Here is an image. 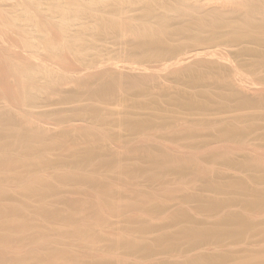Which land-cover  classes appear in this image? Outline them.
Wrapping results in <instances>:
<instances>
[{
  "label": "rangeland",
  "instance_id": "374dc122",
  "mask_svg": "<svg viewBox=\"0 0 264 264\" xmlns=\"http://www.w3.org/2000/svg\"><path fill=\"white\" fill-rule=\"evenodd\" d=\"M27 1L20 2L27 3V8L31 7L32 3ZM244 1L190 0V3H182L181 0H172L174 6L172 5L170 10H159V17H164L169 24L167 26L169 29L165 33V43L160 47L138 49L131 45L134 37L129 34L131 32L129 21L126 22L134 12H129L128 16L126 14L130 8L127 6L129 8L127 10V7H124L121 12L119 11L120 14L117 12L118 22L123 23L121 29L113 33L110 31L111 36L109 31L106 32L110 39L106 35H102L104 39L103 37L100 39L99 36L96 40L93 38L89 48L92 47V43L94 46L87 50L85 60L88 55L89 59L85 61L72 47L65 46L67 50L63 49L58 55L47 48L49 41H55L60 45L65 42L63 34L59 33L60 29L51 21L57 22L54 17L49 18L50 38L47 35L37 40L36 37L33 38L32 29L27 31L29 38L36 39L38 45H41L30 49L25 40V36L27 38L28 36L17 26H12L10 13H7L12 11L18 1L0 0V121L3 127L0 128V140L1 143L6 142L10 149L11 154L7 156L8 158L20 156L28 160L30 154L28 166L22 169L23 182L31 178H41L46 185L48 184L44 185L45 188H53L56 193L40 199L25 192L20 186L21 183L15 184L17 180H12V183L8 184L10 187L6 185L7 183L4 184L5 187L1 189L5 188V191L0 193V211L4 208L3 212H8L11 206L23 211L26 203L31 204V208L28 209L29 212L23 211L28 216L27 221L30 225L27 230L0 229V264L28 262L27 257L31 258V264H56L54 254L57 251L65 253L63 254L67 258V264H114L115 259L120 264L159 262L184 264L195 257L225 253L233 256L228 255L229 257L217 264H264V241L258 238L241 242L227 240L224 243L208 240L186 250L181 245H175L171 250H161L158 257L154 255L156 261L153 257L143 255L139 249L131 252L127 247H120L114 255H109L106 250L111 240L119 237L127 227V230L129 228L132 230H129L130 235L138 241L140 239L142 243L146 240L151 241L160 235L162 230L176 231L178 227L173 225L171 216L180 210L186 212L200 227L212 226L219 219L242 209L241 205L227 203L214 212L200 207L201 203H211V199L226 197L225 194L216 191L215 188L220 187L219 185L225 184L228 180L248 177V172L236 163L248 158L256 171L264 170V63L260 61V55L264 54V41L236 40L226 22L213 21L216 14L222 17L229 15L241 20L248 19L246 9L240 5L243 3L245 5ZM61 2L73 3V0ZM248 3H254L259 13L264 14V0H249ZM131 9L129 11L133 10ZM33 10L36 11L35 15H40L36 16L39 21H42L43 13ZM201 18L207 21L200 26L193 25L192 27L196 29L176 34L189 21L194 23ZM103 21L96 20L94 23L98 22L96 24L98 27ZM105 25L99 26L98 31L105 32L103 31L105 29L101 28H105ZM78 29L81 27L76 26V34H79ZM74 51L78 55L74 54ZM22 65L31 70L29 73L33 74L32 79L21 77L24 75L19 73ZM190 71L199 72L204 77L201 85L195 86L186 81L183 76ZM48 79L53 81L51 85L47 84ZM181 91L198 94L204 106H195L189 110L175 105L174 101L181 96ZM93 106L99 110L90 112ZM120 110L137 112L134 116L135 121H146L145 127L138 133H130V130L121 125L118 117L112 114V111ZM189 122L192 125L188 124ZM230 124H235L246 131L236 138L225 137L221 131ZM6 132L7 134H4ZM42 134L44 140L47 139L49 142L59 140L61 146L50 148L49 151L40 149L35 156L30 151L27 154L28 151H25L27 142ZM23 135H26L25 138ZM90 146L97 148L100 157L84 168L85 172L92 173L95 177L89 181L81 175L84 171L73 167L69 169L71 165L68 162L74 151L82 152ZM147 151H152L155 156L159 155V158L166 161L161 164L162 169L153 166L152 158L146 155ZM228 160L235 163L229 164ZM106 161L109 167L105 165ZM36 163L41 166H37ZM120 166L130 169L131 174L123 175V179L119 178ZM182 166L189 167L183 176L178 170ZM27 169L28 172L25 171ZM59 173L69 174L73 180L59 181L57 178ZM41 179L38 180L42 181ZM209 181H213L214 184L208 185ZM42 200L44 202L41 203ZM113 202H117V207L111 206ZM153 206H159V211L155 209L156 214L152 213L153 219L139 218L146 208L149 210ZM35 209H39V212H35ZM57 210L62 216L54 215ZM68 214L76 215V218L74 216L76 222L74 219L65 220L63 216ZM254 215L258 221L264 222V212ZM140 224L154 226L155 228H152L155 232L143 234ZM37 227L39 228L36 229ZM40 228V232L44 230L47 232L42 233V237H39L37 234L39 231H36ZM74 228H77L79 233L83 231L87 235L86 238L77 235L74 232L77 229Z\"/></svg>",
  "mask_w": 264,
  "mask_h": 264
},
{
  "label": "bare ground",
  "instance_id": "6f19581e",
  "mask_svg": "<svg viewBox=\"0 0 264 264\" xmlns=\"http://www.w3.org/2000/svg\"><path fill=\"white\" fill-rule=\"evenodd\" d=\"M18 2L14 5V8L12 9L11 12L7 11V14L10 16L11 21L13 22L12 26L13 27H18V29H20L21 31H23L24 33L27 34V31H30L32 29V34L34 35L33 38L36 37V39L38 40V38L47 36L50 38V33L48 34V26L51 27L50 23V19L54 17V19H57V22L55 23L53 20H51L55 27H58V29H60L61 34H63V39L65 40V42L63 44H58L55 41H47L48 42V46L47 47L49 50H52L53 53H55L56 55H58V53H61V51L64 49L67 50V48L65 46L72 47V49L76 50L77 53L79 52V56H81V58H83L85 60L89 49L91 50L92 47L94 46V44L92 43V47H90V44L93 40H96V37H103L106 35V37L108 36V33H110V31L113 33V31H119V29H121V23L118 22L117 18H118V14L119 11L123 10L124 7L126 8L127 6L132 10L129 11L130 9L127 7L126 9L128 10L127 14H129V12H134L129 16V19L126 21L128 23L129 21V29H130V33L133 37H134V41L131 42V45H133L134 47L138 48H145V47H160L165 43V33L167 31V29H169L167 26H169V24H167L168 22L164 20V17L161 18L159 17V10H164L168 9L170 10L172 8L173 3H171V1L169 0H73V3H65L63 4L60 0H28L30 3H32L33 9L38 10L39 13L41 14V12L43 13L42 15H44L42 18V21H39V19L37 17H40L35 15L36 11L34 12L33 9H31L30 6H28V8L26 7V0H25V5L24 3L20 2L19 0H17ZM27 1V2H28ZM180 1V0H179ZM182 3H190V0H181ZM193 0H191L192 2ZM222 1V0H221ZM229 1V0H226ZM244 1V0H243ZM246 1V2H245ZM245 5L243 3L240 4L241 8L246 9V12L248 13V19L246 20H241V19H237L234 18L233 16H223L222 15H217L216 17L213 18V21L216 20L219 23L221 22H226V24H228V26L230 27L233 37L236 40H254V41H258V42H263L264 41V14H260L259 10L257 9V7L251 3H248L249 0H245ZM66 2V1H65ZM196 2V1H195ZM209 2V1H207ZM253 2V1H252ZM217 3V2H216ZM205 4V3H204ZM225 4V3H224ZM223 4V5H224ZM228 4V2H227ZM189 5V4H188ZM211 5V4H209ZM208 5V6H209ZM214 5V4H213ZM219 5V3H218ZM235 7V4H233ZM174 6V5H173ZM181 6V5H180ZM207 6V5H206ZM221 6V5H220ZM239 6V5H238ZM30 7V8H29ZM139 7V8H138ZM232 7V6H231ZM230 7V8H231ZM233 7V8H234ZM174 8V7H173ZM190 8V7H189ZM180 9V8H179ZM240 9V7H239ZM242 9V10H243ZM235 10V9H234ZM110 11V12H109ZM120 11V12H121ZM109 12V14L107 13ZM173 12V11H172ZM2 13V11H1ZM35 13V14H34ZM107 13V15H106ZM111 13V14H110ZM126 13V12H125ZM124 13V14H125ZM221 13V12H220ZM3 14V13H2ZM117 14V15H116ZM120 14V13H119ZM37 16V17H36ZM185 16V15H184ZM4 17V16H3ZM120 17V15H119ZM7 19V18H6ZM5 20V19H4ZM47 20V21H46ZM96 20H98L99 22H101V20L103 21V24L101 23V25H105L104 27H101L105 30V32L102 31H98L99 25L97 27V23H94ZM107 23H106V22ZM207 21L204 18H201L200 20H198L197 22L191 23L189 21V23H185L186 25H184L180 31H178L176 34L178 33H182L186 30H190V29H196L195 27H192L193 25H202L204 24V22ZM211 21V20H210ZM9 22V21H8ZM10 22V23H12ZM105 22V24H104ZM122 22V21H121ZM167 22V23H166ZM5 23V21H4ZM49 23V25H48ZM217 23V22H216ZM53 26V24H52ZM76 26L81 27V29H78V33L76 30ZM126 26V25H125ZM9 27V26H8ZM7 27V28H8ZM29 28V30H28ZM53 28V27H52ZM17 29V28H16ZM75 29V30H74ZM19 30V31H20ZM6 31V29H5ZM18 31V32H19ZM54 31V30H53ZM74 31L75 34L73 33ZM109 31V32H108ZM121 31V30H120ZM127 31V30H126ZM15 32V30H14ZM30 32V33H31ZM108 32V33H106ZM9 33V32H8ZM11 33V32H10ZM29 33V32H28ZM52 33V32H51ZM73 33V34H72ZM106 33V34H104ZM126 33V32H124ZM23 34V33H22ZM168 34V33H167ZM32 35V36H33ZM104 35V36H102ZM31 36V34H30ZM111 36V33H110ZM125 36V35H124ZM46 37V38H47ZM109 37V36H108ZM25 40L28 43V47L32 48H36V46L38 47V41H36V39H30L29 36L28 38L25 36ZM45 38V39H46ZM111 37H109L108 39H110ZM22 39V38H21ZM43 39V38H42ZM48 39V38H47ZM99 39V38H98ZM107 39V40H108ZM24 40V39H23ZM52 40V38H51ZM99 41V40H98ZM113 41V40H112ZM40 42V41H39ZM41 43V42H40ZM96 43V42H95ZM249 43V42H248ZM46 44V43H45ZM106 44V43H105ZM43 45V44H42ZM110 45V44H109ZM113 45V43H112ZM127 45V44H126ZM41 46V45H40ZM218 46V45H217ZM51 47V49H50ZM100 48V47H99ZM27 49V47H26ZM71 49V48H70ZM69 49V50H70ZM71 49V51H72ZM105 49V48H104ZM38 50V49H37ZM44 50V49H43ZM32 51V50H31ZM45 51V50H44ZM35 52V51H34ZM37 52V51H36ZM75 52V51H74ZM87 52V53H86ZM126 52V50H125ZM47 53V52H46ZM71 53V52H70ZM76 52L74 54H77ZM86 53V54H85ZM10 54V53H9ZM50 54V53H49ZM52 54V53H51ZM54 55V54H53ZM55 55V56H56ZM78 55V54H77ZM86 55V56H85ZM17 56V55H16ZM78 56V57H79ZM261 56V60L264 63V54L260 55ZM52 57V55H51ZM57 57V56H56ZM76 57V56H75ZM77 57V58H78ZM93 57V56H92ZM101 57V56H100ZM105 57V56H104ZM49 58V57H48ZM60 58V57H58ZM57 58V59H58ZM74 58V57H73ZM14 59V58H13ZM87 59H89V55L87 57ZM86 59V60H87ZM81 60V59H80ZM85 60V61H86ZM84 61V62H85ZM93 61V60H92ZM28 62V60H27ZM100 62V61H99ZM165 62V61H164ZM163 62V63H164ZM13 63V61H12ZM25 63V62H24ZM34 63V62H33ZM64 63V62H63ZM20 64V63H18ZM42 64V63H41ZM155 64V62H154ZM158 64V63H157ZM31 65V64H30ZM87 66V65H86ZM20 67V66H19ZM238 67V66H237ZM23 68V70H22ZM21 68V72L19 71V73L24 74L23 77H27V78H31V76L29 73V70L26 69L25 67H23L22 65ZM31 68V67H30ZM50 69V68H49ZM36 70V69H35ZM18 72V70H16ZM31 71V70H30ZM35 72V71H34ZM33 72V73H34ZM51 72V71H50ZM200 72V70H199ZM199 72H187L183 77L186 78V81H188V83H191L193 85H201L203 83L204 77L199 73ZM36 73V72H35ZM34 73V74H35ZM54 73V72H53ZM21 74V75H22ZM52 74V73H51ZM46 75V74H45ZM47 76V75H46ZM38 77V76H36ZM20 78V77H18ZM23 78V79H25ZM33 78V76H32ZM31 78V79H32ZM35 78V77H34ZM48 78V77H47ZM53 78V77H52ZM61 78V77H60ZM30 79V80H31ZM57 79V77H56ZM27 80V79H26ZM49 81L47 82V84H50L52 80L48 79ZM63 80V79H61ZM69 80V79H68ZM102 80V78H101ZM29 81V79H28ZM42 81V80H41ZM40 81V82H41ZM60 81V80H59ZM33 82V81H32ZM43 82V81H42ZM55 82V80H54ZM88 82V81H87ZM24 83V82H23ZM22 83V84H23ZM53 83V81H52ZM63 83V82H62ZM19 84V83H18ZM27 84V83H25ZM24 84V85H25ZM29 84V83H28ZM32 84V83H31ZM35 84V83H33ZM32 84V85H33ZM51 85V84H50ZM121 85V84H120ZM140 85V84H139ZM53 86V85H52ZM131 86V85H130ZM17 87V86H16ZM14 87V88H16ZM77 87V86H76ZM80 87V86H79ZM97 87V86H96ZM25 88V86H24ZM190 88V87H189ZM199 88V87H198ZM208 88V87H207ZM47 89V88H46ZM122 89V87H121ZM196 89V88H195ZM24 90V89H23ZM56 92V91H55ZM15 94V93H14ZM85 95V94H84ZM87 95V94H86ZM181 96L176 98L175 105L182 107V108H187V109H193L195 106L197 107H203L204 103L201 102L198 98V94L195 93H188L187 91H181ZM20 96V95H19ZM50 96V95H49ZM19 100V99H18ZM39 100V99H38ZM97 101V100H96ZM26 102V101H25ZM78 102V101H77ZM102 102V101H101ZM24 103V102H23ZM223 104V103H222ZM25 105V104H24ZM113 106V104H111ZM110 106V105H109ZM24 108V107H23ZM92 110H90V112H96L98 111V107L93 106L91 107ZM19 111V109H18ZM22 113V112H21ZM20 114V113H19ZM112 114L118 117L119 122L121 123V125H123L125 128H127L128 130H130V133L134 134V133H138L139 131H141L145 125H146V121L144 122H136L134 119L135 114H137V112L134 111H130V110H120V111H112ZM24 115V114H23ZM31 115V114H30ZM6 116V115H5ZM115 116V117H116ZM3 117V116H2ZM31 120V119H30ZM190 124V122L188 123ZM216 124V123H215ZM2 123L0 121V128L2 129L3 127L1 126ZM19 125V124H18ZM41 125V124H40ZM39 125V126H40ZM192 125V124H190ZM199 125H197L198 127ZM69 127V126H68ZM96 127V126H95ZM189 127V126H188ZM201 127V126H200ZM183 128V127H181ZM185 128V127H184ZM193 128V127H192ZM85 129V128H84ZM176 129V128H175ZM204 129V128H203ZM174 130V129H173ZM14 132V130H12ZM181 131V130H180ZM246 130L239 128L237 125L235 124H230L225 126L222 129V134L225 137H231V138H236L237 136H241V134L243 132H245ZM17 132V131H15ZM21 132V131H20ZM70 132V131H69ZM102 132V131H101ZM172 132V131H171ZM10 133V132H9ZM26 133V132H24ZM28 133V132H27ZM4 134H7L4 133ZM12 134V133H11ZM15 134V133H14ZM12 134V135H14ZM31 134V133H30ZM29 134V135H30ZM34 134V133H32ZM106 134V133H105ZM21 135V133H20ZM4 136V135H3ZM26 135H23V137L25 138ZM38 136V135H37ZM190 136V135H189ZM32 137V136H31ZM21 138V137H20ZM19 138V139H20ZM193 138V137H192ZM30 139V137H29ZM123 139V138H122ZM23 140V138L21 139ZM26 140V139H25ZM120 140V139H119ZM191 140V138L189 139ZM4 141V139H3ZM27 141V140H26ZM46 141V143H45ZM54 141V140H53ZM59 141V140H58ZM58 141H54V142H49L46 140H44L43 134L39 135L38 137L32 139L31 141L27 142V145L25 146V151H28L27 154H29V151L31 154H35L38 152V150L40 151V149L43 150V148L45 150H48L50 148H57V146H61L60 142ZM194 141V140H193ZM84 142V141H83ZM89 142V141H88ZM91 142V141H90ZM166 142H170L168 140H166ZM220 142V141H219ZM222 142V141H221ZM4 143H1L0 140V193H2L3 191H5L4 189H1L2 187H5V183L11 184L12 180H17V182H15V184L17 183H21L20 186H22L21 188H23V190L27 193H29V195H35L36 197H40V199H43L47 196H49L50 194L53 195V193H55L54 189L51 188H45L44 185H46L44 183V180L41 178L42 181H39L36 178H31L29 181L27 180V182H23L21 180L22 175H24V169L25 167L28 166V160L29 159V155H28V160H24L23 158L19 157H14V158H8L7 156L11 154L10 149L6 146ZM68 143V142H67ZM232 143V142H231ZM237 143V142H236ZM240 143V142H239ZM80 144V143H79ZM217 144V143H216ZM127 145V144H125ZM219 145V144H218ZM21 146V144H20ZM119 146V145H118ZM179 146V145H178ZM181 146V145H180ZM174 147V146H173ZM208 147V146H207ZM261 147V146H260ZM22 148V147H21ZM243 148V147H242ZM125 149V148H124ZM136 149V148H135ZM149 149V148H148ZM214 149V148H213ZM52 150V149H51ZM207 150V149H206ZM49 151V150H48ZM62 151V150H61ZM127 151V150H126ZM144 151V150H143ZM157 151V150H156ZM122 152V151H121ZM120 152V153H121ZM159 152V151H158ZM24 153V152H23ZM43 152H41L42 154ZM99 151L97 150L96 147L90 146L87 150L80 152L78 151H74L72 158L70 159V161L68 162V164H70L71 166H69V169H72L71 167H73L74 169H80L84 172H82L83 174H81L86 180H89L91 178H95L94 175L92 173L89 172H85V169L87 167V165H90V163H92V161L99 156ZM119 153V154H120ZM26 154V152H25ZM24 154V155H25ZM39 154V153H38ZM122 154V153H121ZM144 154V153H143ZM40 155V154H39ZM52 155V154H51ZM104 155V154H103ZM146 155H148L149 157H151V161L154 167H160L161 169L163 168V166L161 164H164L162 158H159L158 156H155L152 151H147ZM33 156V157H34ZM169 156V155H167ZM259 156V155H258ZM10 157V156H9ZM26 157V156H25ZM31 157V156H30ZM43 156L41 155V158ZM103 158V156H101ZM46 159V157L44 158ZM263 159V158H262ZM103 160V159H102ZM167 160V159H165ZM188 160V159H187ZM27 161V162H26ZM44 162V160H42ZM41 162V161H39ZM126 162V161H125ZM229 164H233L235 163V161L232 160H228L227 161ZM225 162V163H227ZM35 163V162H31ZM47 163V162H44ZM43 163V164H44ZM49 163V162H48ZM37 164V163H36ZM104 164V163H103ZM119 164V163H118ZM117 164V166H118ZM239 167L243 168L245 171L248 172V177H239L236 180H228V182H226L223 185H219L220 187L215 188L217 192H219L220 194H225L226 197L224 196L222 199H211V203L209 204H200V207L204 210H208L210 212H214L217 209L220 208L221 205L224 204H232V205H236L238 204L239 206L241 205L242 209L239 211H235L221 219H219L216 223H214L212 226L208 227V228H204V227H200L199 225H197L194 220L186 214V212H184L183 210H180L176 213H174L171 218H172V222L173 225H176L178 227V229L176 231L173 232H167V231H163L160 235H158L157 237H154L153 239H151V241L146 240L145 242H140L135 238H133L130 233L129 230H131V228H129L127 230V228L122 231V234L117 237L116 239L111 240L110 242V246L108 247L107 252L109 255H114L119 249L120 247H127L128 250H130L131 252H135L137 249H139L138 251H141V253L143 255H146L147 257H153L154 255H156L158 257V255L160 254L159 252L161 250H171L175 247V245H181L185 248H193L196 247L197 245L206 242L208 240H214L217 243H224L227 240H235V242H241V241H252L255 239H262L264 241V222L258 221V219H256L254 216V213H262L264 212V170H258L257 171H261L262 173L257 172L254 167L252 166V162L250 159L245 158L244 160H240V163H236ZM105 165L109 167V163L106 161ZM123 165V164H120ZM187 165V164H186ZM37 166H41L40 164H37ZM116 166V167H117ZM138 166V164H137ZM214 166V165H213ZM207 167V166H206ZM32 168V167H31ZM34 168V167H33ZM85 168V169H84ZM187 166H182L179 170L181 176L185 175L186 172L188 171ZM213 168V167H212ZM221 168V167H220ZM226 168V167H225ZM91 169V168H90ZM102 169V168H101ZM143 169V168H142ZM160 169V170H161ZM209 169V168H208ZM214 169V168H213ZM230 169V168H229ZM30 170V169H29ZM79 170V171H80ZM88 170V169H87ZM92 170V169H91ZM88 170V171H91ZM157 170V169H156ZM207 170V169H206ZM28 172V169L25 170ZM119 173L121 174V176L119 178L123 179V175H129L131 174V170L126 168V167H119L118 169ZM154 171V170H153ZM231 171V170H230ZM92 172V171H91ZM236 172V171H235ZM66 173V172H65ZM65 173H59L57 178H59V181H70L73 180L72 177L69 176V174H65ZM70 173V172H68ZM74 173V172H73ZM79 173V172H78ZM94 173V172H93ZM154 173V172H153ZM213 173V172H212ZM47 174V173H46ZM71 174V173H70ZM101 174V173H100ZM119 174V175H120ZM201 174V173H200ZM26 175V173H25ZM96 175V174H95ZM146 175V174H145ZM157 175V174H156ZM199 175V174H198ZM209 175V174H208ZM71 176H73L71 174ZM188 176V175H187ZM193 176V175H192ZM247 176V175H245ZM74 177V176H73ZM198 177V176H197ZM102 178V177H101ZM111 178V177H110ZM171 178V177H170ZM175 178V177H174ZM26 179V178H25ZM24 179V180H25ZM113 179V178H112ZM165 179V178H164ZM49 180V179H48ZM2 181V182H1ZM114 181V180H113ZM130 181V180H129ZM10 182V183H9ZM85 182V181H84ZM119 182V181H118ZM133 182V181H132ZM170 182V181H169ZM74 183V182H72ZM126 183V182H125ZM198 183V182H197ZM216 183V182H215ZM56 184V183H55ZM135 184V183H134ZM214 184L213 181H209L208 185H212ZM48 185V184H47ZM46 185V186H47ZM133 185V184H131ZM9 186V185H8ZM11 186V185H10ZM9 186V187H10ZM149 186V185H148ZM169 186V185H168ZM128 187V186H127ZM137 187V186H136ZM175 187V186H174ZM185 187V186H184ZM63 188V187H62ZM126 188V187H125ZM190 188V187H189ZM6 189H8L6 187ZM133 189V188H132ZM182 189V188H181ZM184 190V189H183ZM193 190V189H192ZM196 190V189H195ZM89 191V190H88ZM128 191V190H127ZM145 191V190H144ZM174 191V190H173ZM205 191V190H204ZM141 192V191H140ZM18 193V192H17ZM56 194V193H55ZM67 194V193H66ZM81 194V193H80ZM168 194V192H167ZM148 195V194H147ZM25 196V195H24ZM34 196V197H35ZM72 197V196H71ZM135 197V196H134ZM143 197V196H142ZM140 197V198H142ZM170 197V196H169ZM188 197V196H187ZM91 198V197H90ZM113 198V197H112ZM120 198V197H119ZM149 198V197H148ZM190 198V197H189ZM27 199V198H26ZM38 199V198H37ZM39 199V201H40ZM87 199V198H86ZM135 199V198H134ZM185 199V198H184ZM82 200V199H81ZM88 200V199H87ZM96 200V199H95ZM100 200V199H99ZM103 200V199H102ZM107 200V199H106ZM113 200V199H112ZM153 200V199H152ZM178 200V199H177ZM83 201V200H82ZM129 201V200H128ZM133 201V200H132ZM155 201V200H154ZM171 201V200H170ZM27 202V201H25ZM44 202L43 200L41 201V203ZM100 202V201H99ZM104 202V201H103ZM125 202V201H124ZM78 203V202H77ZM96 203V202H95ZM115 205H114V204ZM111 204V206H113L114 208L117 207L118 204H116L117 202H113ZM84 204V203H83ZM122 204V203H121ZM181 204V203H180ZM4 205V203H3ZM16 205V204H15ZM19 205V204H18ZM24 205V204H23ZM31 204L26 203V205H24V210H28ZM43 205V204H42ZM87 205V204H86ZM92 205V204H91ZM40 206V205H39ZM103 206V205H102ZM101 206V207H102ZM160 206V205H159ZM159 206H153L151 207L149 210L144 211V214H142L141 217H139L140 219H145L147 217H151L153 216L152 213H155V209H157V211H159ZM100 207V208H101ZM149 207V206H148ZM235 207V206H234ZM10 209H8V212L4 211V208L2 209V211H0V229L4 230L5 229H11L14 228L16 230H20V231H24L27 230L28 225H29V221H27V217L25 213H23V211H19L13 208V206L9 207ZM17 208V207H16ZM21 208V207H20ZM19 208V209H20ZM34 208V206H33ZM238 208V207H237ZM43 209V208H42ZM78 209V208H77ZM89 209V208H88ZM102 209V208H101ZM106 209V208H105ZM110 209V208H109ZM108 209V210H109ZM118 209V208H117ZM121 209V208H120ZM183 209V208H182ZM227 209V208H226ZM7 210V208H6ZM22 210V209H20ZM34 210V209H33ZM39 209H35V212H39ZM41 210V209H40ZM119 210V209H118ZM32 211V210H31ZM77 211V210H76ZM29 212V210L27 211ZM45 212V211H44ZM118 212V211H117ZM174 212V211H173ZM93 213V211H92ZM101 213V212H100ZM112 213V212H111ZM127 213V212H126ZM143 213V212H141ZM74 214V213H72ZM152 214V215H150ZM156 214V213H155ZM53 215V214H52ZM54 215L57 216H62V213L60 211H56ZM115 215V214H114ZM134 215V214H133ZM160 215V214H159ZM164 215V214H163ZM37 216V215H36ZM56 216V217H57ZM77 217L76 215H66L63 216L66 219H70V221H73L74 219ZM261 216V215H260ZM48 217V216H47ZM46 217V218H47ZM55 217V216H54ZM118 217V216H116ZM52 218V217H51ZM95 218V217H94ZM104 218V217H103ZM133 218V217H132ZM137 218V217H136ZM153 219V217H151ZM217 218V216H216ZM35 219V218H34ZM130 219V218H129ZM160 219V218H159ZM33 220V219H32ZM36 220V219H35ZM40 220V219H38ZM64 220V221H65ZM139 220V219H138ZM156 220V218H155ZM61 221V220H60ZM68 221V222H70ZM75 221V219H74ZM150 221V220H149ZM33 222V221H32ZM76 222V221H75ZM139 222V221H138ZM119 223V222H118ZM130 223V222H129ZM146 223V222H144ZM31 224V223H30ZM36 224V223H35ZM80 224V222H79ZM98 224V223H97ZM112 224V223H111ZM50 225V224H48ZM96 225V224H95ZM107 225V223H106ZM119 225V224H118ZM153 225V224H152ZM30 226V225H29ZM37 226V225H36ZM46 226V225H44ZM74 226V225H73ZM103 226V225H102ZM59 227V226H58ZM64 227V226H63ZM98 227V226H97ZM96 227V228H97ZM132 227V225H131ZM141 228V232L143 234L149 233V232H155V230L152 228L154 226H150V225H146V224H140L139 226ZM39 227H37L36 229H38ZM155 228V227H154ZM174 228V227H173ZM58 229V228H57ZM63 229V228H62ZM77 229V228H74ZM73 229V230H74ZM13 230V229H12ZM18 230V231H19ZM35 230V229H34ZM33 230V231H34ZM51 230V229H49ZM49 230H46L48 232H50ZM56 228L53 230L55 231ZM87 230V229H86ZM134 230V229H133ZM36 231H39L38 233ZM35 232L37 234H39L38 236L42 237V233L45 232V230L43 232L41 231V228L39 230H36ZM52 231V232H53ZM77 231V232H76ZM76 231H74L75 233H77V235L84 236L86 238V234L82 231V233H79V230L77 229ZM85 231V230H84ZM107 231V230H106ZM116 231V230H114ZM126 231V232H125ZM51 232V233H52ZM124 232V233H123ZM19 233V232H18ZM47 232H45L44 234H46ZM68 233V232H67ZM104 233V232H102ZM132 233V232H131ZM43 234V235H44ZM35 235V234H34ZM71 235V234H70ZM96 235V234H95ZM109 235V234H108ZM36 236V235H35ZM37 236V237H38ZM138 236V235H137ZM109 237V236H108ZM1 238V237H0ZM33 239V238H32ZM91 239V238H90ZM94 239V237H93ZM101 239V238H100ZM112 239V238H111ZM148 239V238H147ZM29 240V239H28ZM43 240V239H42ZM58 240V239H57ZM81 240V239H80ZM143 240V239H142ZM141 240V241H142ZM100 241V240H99ZM98 241V242H99ZM103 242V241H102ZM105 242V241H104ZM1 243V242H0ZM61 243V242H60ZM65 243V242H64ZM82 243V242H81ZM95 243V242H94ZM122 243V244H121ZM264 243V242H263ZM12 244V242H11ZM102 244V243H101ZM243 244V243H242ZM241 244V245H242ZM249 244V243H248ZM255 244V243H254ZM19 245V244H18ZM37 245V244H36ZM233 245V244H232ZM17 246V245H16ZM240 246V245H239ZM257 246V245H256ZM260 246V245H259ZM8 247V246H7ZM13 247V246H12ZM33 247V246H32ZM141 247V248H140ZM251 247V246H249ZM24 248V247H23ZM217 248V247H216ZM215 248V249H216ZM201 249V248H199ZM246 249V248H245ZM37 250V249H36ZM82 250V249H81ZM80 250V251H81ZM15 251V250H14ZM51 251V250H50ZM89 251V250H88ZM93 251V250H92ZM195 251V250H194ZM193 252V251H192ZM253 252V251H252ZM54 253V252H53ZM64 253V252H63ZM57 251L54 254V263L56 264H67V258L66 256ZM99 253V252H97ZM177 253V252H176ZM190 253V252H189ZM262 253V252H261ZM18 254V253H17ZM32 254V253H31ZM174 254V252H173ZM29 255V254H28ZM82 255V254H81ZM95 255V254H94ZM108 255V256H109ZM118 255V254H117ZM124 255V254H123ZM169 255V254H168ZM179 255V254H178ZM191 255V254H190ZM228 255L230 254H220V255H213V256H200V257H195L192 258L191 260H189L188 262L184 263V264H217L220 263L221 261L225 260L227 257H229ZM33 256V255H32ZM120 256V255H119ZM154 256V257H156ZM162 256V255H161ZM181 256V255H180ZM233 256V255H230ZM68 257V256H67ZM84 257V255H83ZM134 257V256H133ZM153 257V260H154ZM183 257V256H182ZM186 257V256H185ZM12 258V257H11ZM28 258V262H23L20 264H31V258ZM116 257H114L115 259ZM119 258V257H117ZM142 258V257H141ZM164 258V257H163ZM167 258V257H166ZM26 259V258H25ZM131 259V258H130ZM151 259V258H150ZM16 260V259H15ZM45 260V259H44ZM125 260V259H124ZM123 260V261H124ZM138 260V259H137ZM151 259V261H153ZM157 260V259H156ZM154 260V261H156ZM53 261V260H52ZM121 261V260H120ZM148 261V260H147ZM39 262V261H38ZM255 262V261H254ZM82 263V262H81ZM119 261L118 260H114V264H118ZM74 264V263H73ZM120 264V263H119ZM122 264V263H121ZM152 264H170V263H165V262H159V263H152Z\"/></svg>",
  "mask_w": 264,
  "mask_h": 264
}]
</instances>
